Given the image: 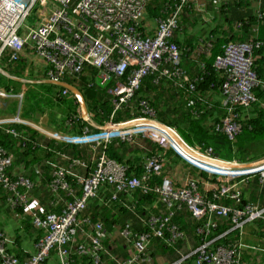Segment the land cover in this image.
I'll return each instance as SVG.
<instances>
[{
  "label": "built area",
  "instance_id": "built-area-1",
  "mask_svg": "<svg viewBox=\"0 0 264 264\" xmlns=\"http://www.w3.org/2000/svg\"><path fill=\"white\" fill-rule=\"evenodd\" d=\"M151 2L0 0V60L8 52V62L17 63L24 49L30 47L36 58L47 66L46 76L51 81L71 83V80L77 79L88 90L108 87L113 105L111 119L131 102L147 77H151L157 86L172 82L176 88H185L192 93V96H187V104L192 106L197 99L196 83L201 78L192 76L183 65V52L174 39L180 29L182 11L186 6L197 7L199 0H163L160 12L152 17L155 31L149 34L146 31L150 27L149 24L146 26V15ZM209 2L218 7L228 0ZM41 7L48 11L40 16L36 26H30L29 18ZM253 51L251 43H228L215 59V67L223 74L220 101L227 110L221 122L216 124V130L225 133L230 140H234L242 130L237 106L248 108L257 101L254 89L260 82L254 69ZM87 72L93 75L91 80L87 79ZM69 92L64 88L62 94ZM11 96H17L20 102L23 98L22 94L14 95L0 88V112L2 100ZM139 107L137 117L119 123L109 120L104 126H98L102 129L100 132H92L86 126L82 137L40 130L60 141H89L95 153L92 171L78 178L80 190H76L65 175L75 165L86 167V163L81 158L61 154L66 164L58 167L49 183L54 195L51 205H62L56 212L41 211L34 206L36 203L29 194L34 182L20 172L11 176L7 169L13 162L12 158L2 155L0 149L1 188L10 194L8 201L12 206L32 211V223L38 231L34 252L23 260L8 250L9 240L0 233V264H47L53 254L59 264H72L75 256H88L93 264H158L153 248L154 236L163 238L164 247L175 252H179V243L190 240L188 233L175 222L176 210L180 207H185L199 222L195 228V234L199 236L198 245L167 264H186L188 260L194 264H241V245L228 246L215 242L230 230L242 231L249 223H259L264 238V204L245 202L243 198V185L251 179L263 190L264 158L244 165L222 161L214 156L210 148L203 150L202 146L189 145L176 127L158 119L148 101L142 100ZM192 113L199 115L196 110ZM78 115L95 125L92 113ZM13 122L26 124L17 115L0 118V127ZM7 132L14 136L22 133L13 129H7ZM116 138L130 144L145 138L165 150L172 149L191 165L216 176L218 183L207 181L199 184L196 178L186 176L185 182L176 186L170 176L165 175L171 157L163 152L145 156L141 175L131 174L126 164L112 159L104 151ZM35 171L39 173L38 169ZM155 177H161V181L151 187L149 182ZM104 187L109 191L104 201L106 205L120 201L122 194H130L137 189L143 193L152 190L156 193V203L146 216L136 211L134 202L124 203L148 229H136L131 223L117 228L124 240L121 255H116L105 246V239L111 235L104 222L88 212L89 203L100 198ZM204 189H212L211 194ZM218 219L227 220L231 228L212 238Z\"/></svg>",
  "mask_w": 264,
  "mask_h": 264
},
{
  "label": "trees",
  "instance_id": "trees-1",
  "mask_svg": "<svg viewBox=\"0 0 264 264\" xmlns=\"http://www.w3.org/2000/svg\"><path fill=\"white\" fill-rule=\"evenodd\" d=\"M163 0H152L149 4L148 15L149 17H155L160 12V6ZM167 1V0H164ZM250 0H228L227 3L220 4L216 7L214 2H210L211 8H216V14L219 15L223 21H225L224 27L218 22L212 20V25H208L202 22L195 16L193 7L186 6L180 16V29L175 37L176 43L180 46L183 52V60L188 59L193 63V68L184 66L189 70L192 76H198L201 79L196 83L197 93L195 104L190 106L187 104V96H192L185 88H176L171 83L157 86L154 85L152 78L147 77L141 89L136 93L135 97L131 100V103L127 106L119 109L111 119L113 105L109 99V93L106 89L97 88L96 96L93 99L86 98V104L94 115L93 119L100 125L106 123L109 120L113 122L126 121L134 118V116L140 114V102L142 100L148 101V103L155 109L159 120L163 121L167 125L175 126L183 139L193 147H203V150L210 148L214 156L218 159L227 162L247 163L254 161L264 155V5L260 6L255 12H237V8H247L251 3ZM213 6V7H212ZM237 7V8H235ZM232 10L234 18L231 17L230 11ZM209 27V28H208ZM228 43H251L254 45L253 59L254 69L258 74L260 85L254 89V93L257 96V101L253 104L252 108L246 110L243 107L237 106V112L239 113V122L242 124V130L239 132L234 140H230L223 132L216 130V124L220 123L222 118L226 115L227 110L221 104L220 98L218 99L217 93L220 91V86L223 82V74L215 67V59L221 55L224 51V46ZM7 58L8 55H5ZM200 64L203 65L202 69ZM25 64L14 66L13 72L20 74L26 80L29 79L25 74ZM21 76V77H22ZM33 78V77H31ZM30 78V79H31ZM8 82L5 85H0V88L10 89V81L12 78L7 76ZM39 79V78H37ZM42 79V78H41ZM40 86L46 91H49L52 87V91L57 87L54 83L47 81H37ZM60 88V86H58ZM81 90L84 87L79 86ZM60 88L57 92L53 93L54 96L43 95L36 98V95H27L26 91L23 93V102L19 110H23L19 113L20 118H26L31 115V110H25L24 101L26 98H33L37 102L53 105L52 109H62L66 112L65 124L66 129L71 131L73 135H81L87 125V121L79 118L77 109L79 108V102L73 93L62 94ZM18 93L19 91H15ZM54 92V91H53ZM168 93L172 100L163 101V96ZM59 103L58 105L54 104ZM68 103L67 106L64 104ZM164 104H167V109ZM9 112L16 113V105H12ZM41 109H38L40 112ZM43 110V109H42ZM193 110L198 111L199 115H194ZM69 123L72 125L69 126ZM0 127V149L3 151L2 155H10L12 158V164L8 167L7 171L11 176H15L14 168L22 167L21 172H28L29 176L34 182V187L29 193L32 195L31 200L35 199L34 191H42L46 185V194L48 196L47 204L49 209L47 211L56 212L62 208V205L53 206L49 203L50 199H54L53 193L49 189V183L54 179V172L58 167L62 166L61 154L67 151L71 158H80L82 151L79 145L72 142H60L57 141L45 133L26 125L25 123L13 122L10 124H2ZM90 131H100L94 126H89ZM7 129H13L21 131V135L14 136L7 132ZM141 141V147L127 144L121 139L111 141L104 149V151L112 158L126 164L129 167L130 173L137 176L142 173V160L147 154L158 153L161 148L150 140L144 139ZM103 150V149H102ZM83 156V154H82ZM69 162V161H68ZM70 163V162H69ZM185 163V162H184ZM95 162L93 159L89 161L87 171H92ZM72 168V167H71ZM83 167L81 166V174L83 173ZM184 168L189 171L190 175L197 178L201 184L203 181L216 182V176H209L208 173L202 171L196 167H191L187 163L184 164ZM39 170L37 173L35 170ZM80 167L75 165L73 169L66 173V179L73 185V187L80 190L78 183V176H80ZM22 172V173H23ZM161 178H153L150 181V186L158 185ZM154 188V187H153ZM101 191L104 194L108 192V189L104 187ZM44 194V192H43ZM10 194L1 188L0 185V200L9 203L8 197ZM132 198L135 199V203L140 205L139 210L143 215H147L144 205H152L156 201V193L152 190L148 193H143L141 190H136L132 193ZM69 201V198H65ZM125 197H122V200ZM99 200L103 203L99 204ZM106 198L94 199L90 202L89 207L92 205H98L100 208H104L109 212L113 208H117L120 211L127 212L126 207L122 203H110L106 205L104 203ZM246 202V201H245ZM12 207H10V206ZM10 209H13L21 216H25L21 219L22 228L25 231L34 229L36 237L38 231L35 230L31 210H26L20 206H12L8 204ZM52 207H55L53 209ZM3 207L0 205V212L3 211ZM39 209H42L39 207ZM93 210H89L91 214ZM100 218V217H99ZM117 220H119L117 218ZM219 220V219H218ZM175 222L181 228H191L195 230L199 222L191 217V214L185 207H180L176 210ZM142 228L148 229L147 225H143ZM231 225L227 220H219L218 227L214 230L212 238L218 236L224 230L230 229ZM0 233L3 231L0 229ZM4 234V233H3ZM5 237H7L4 234ZM167 236V234L165 235ZM197 238L198 235L195 234ZM35 237V239H36ZM19 238V235L17 239ZM239 236L238 230H230L228 234L216 239L215 244H223L228 246H234L237 243ZM164 239L160 237H153V243L161 244L164 246ZM9 250V249H8ZM11 251V250H9ZM12 252V251H11ZM16 255V254H15ZM54 255V254H53ZM52 255V256H53ZM20 260L25 257L16 255ZM75 260L72 264H93L88 256L74 257ZM59 264V261L57 262ZM47 264H50V258L47 260ZM109 264V263H106Z\"/></svg>",
  "mask_w": 264,
  "mask_h": 264
},
{
  "label": "crops",
  "instance_id": "crops-1",
  "mask_svg": "<svg viewBox=\"0 0 264 264\" xmlns=\"http://www.w3.org/2000/svg\"><path fill=\"white\" fill-rule=\"evenodd\" d=\"M251 5H249L247 8H237V12L245 13V12H255L259 7L258 4L261 6L264 5V0H250L249 1ZM209 0H199V4L197 7H193L195 16L198 17L202 22L207 23L208 25H212V23L218 21L223 27L225 25V21H223L221 18H219V15L216 14V8H211L209 5ZM257 4V5H256ZM208 5V6H207ZM213 7V6H212ZM257 8V9H256ZM48 11L47 8H37L34 12V14L29 18L28 24L30 26H36L39 23L40 16ZM230 15L232 18H234L232 10L230 11ZM146 26L149 24V28L147 27L146 31L150 34L154 33L155 31V23L153 21L152 17H149V15H146ZM216 19V20H215ZM212 20H215L212 22ZM226 26V25H225ZM146 28V27H145ZM209 28V27H208ZM24 33V32H23ZM20 64H25V74L29 79L23 78V76H19L20 74L14 73L12 70L14 66H18ZM183 64L187 67L193 68V63L188 59L183 60ZM38 68V69H37ZM0 71L5 74L6 76H9L12 78V82H10V89L8 91L11 94L14 95H23V93L26 90V83L27 82H37L39 79L40 81H46V67L42 63L41 60L37 59L30 47H26L24 51L22 52L20 61L13 65L8 62V58L4 57L0 60ZM37 74H40L39 79L32 80L31 77H37ZM42 78V79H41ZM93 78V75L89 73L87 79L91 80ZM76 85H81V80H78L75 82ZM56 85V84H55ZM57 87L52 91L46 93L45 95L51 97L54 96L53 93L57 92L60 88ZM15 91H19L16 93ZM95 90H89L86 91V96L89 99H93L96 96ZM51 95V96H50ZM218 99L220 96V91L217 93ZM54 104L58 105L59 103ZM12 105H16L17 111L16 113L9 112L10 107ZM20 107V100L17 96H11L4 98L2 100V109L0 112V118H10L15 116H20L19 113H21L23 110H19ZM79 108L77 109V111ZM44 118L45 124L48 126L46 127L47 130L55 132H63L67 136H71V131L67 130L66 124H65V118H66V112L62 111V109H52L50 112L45 110L43 107V110H40V112H33L29 117L21 118L23 121L26 122V125H30L33 127V125H37L44 122L42 119ZM142 141V139H140ZM89 150H92L91 147ZM89 150L85 147H81V151L83 154V158H86L89 161L93 162L94 157L89 154ZM171 157L170 163L166 168V173L171 176L173 179L175 185L181 186L185 180L186 176H189L190 173L184 168V162L179 159L178 157L174 155H169ZM62 161V160H61ZM22 167L14 168L15 175L21 172ZM23 172V171H22ZM24 174H27L28 172L24 171ZM253 181L254 179H251L248 184L243 185L244 186V196L248 201H258L264 204V188L263 190L255 184ZM255 184V186L253 185ZM41 187H44L42 191L36 192L34 191V195L36 196L35 199H38L37 196H40L38 201H35V207H41V211H44L45 209H49V205L47 204L48 196L46 194V185H43ZM257 188V193L253 192V189ZM44 192V194H43ZM256 194V195H254ZM255 196V198H253ZM107 196H101V198H106ZM31 198L32 197L31 195ZM99 204H102L103 201L99 200ZM50 203V201H49ZM9 204V203H8ZM8 204L5 201L0 200V205L4 208L3 211L0 212V229L3 231V233L7 236L9 239V245L8 249L12 251V253L18 255L19 257H25L27 258L34 252V242H35V231L34 229L25 231L22 228L21 219L25 216L19 215L17 212H15L13 209H10L8 207ZM10 206V205H9ZM11 207V206H10ZM12 208V207H11ZM56 210L55 207H52ZM113 208L109 212H117V210H114ZM91 214L94 216L95 212L92 211ZM102 211L100 215H102ZM127 214V213H126ZM125 214V215H126ZM124 215V216H125ZM103 221L104 219L100 217ZM123 221L125 223L126 218L123 217ZM106 227L108 228V231L111 235V237L105 239V245L107 247L114 248L116 246V236L113 238V235L117 228L122 226L123 224H119V222L116 219V224H110L109 220H105ZM137 228H141V224L136 226ZM183 229V228H182ZM184 230L188 233L190 240L188 242H181L178 245L179 252H175L174 250H171L169 248H166L162 246L161 244L153 243L154 248V254L157 257L158 264H167L170 263L180 257V255L186 254L190 248L195 247L198 245V238L195 236V230L192 231L191 228H184ZM19 235V238L17 239ZM238 240L235 245H241V253H242V262L241 264H264V238L262 237V233L260 231V224L259 223H249L245 225L242 231H239L238 233ZM120 244V243H119ZM24 258V259H25ZM58 259L55 255H53L50 258V264H58ZM186 264H194L192 260H188Z\"/></svg>",
  "mask_w": 264,
  "mask_h": 264
},
{
  "label": "rangeland",
  "instance_id": "rangeland-1",
  "mask_svg": "<svg viewBox=\"0 0 264 264\" xmlns=\"http://www.w3.org/2000/svg\"><path fill=\"white\" fill-rule=\"evenodd\" d=\"M39 77H40V74H37V77H33L31 79L32 80H36ZM7 82H8L7 76L0 71V85H5ZM26 85L27 86L25 88L27 90L26 91L27 95L28 96L31 95V94L32 95H36V98L45 95L46 93L50 92L54 88V87H52L49 91H46L44 88H42L40 86V83H37V82H27ZM171 100H172V97L168 93H165L164 96H163V101H169L170 102ZM67 104L68 103H65L64 105L67 106ZM20 106H21V104H20ZM164 106H166V108H167V104H164ZM24 107H25V110H31V113L38 112V109L42 110L43 107L45 108V110L50 112L52 110V108H53V105H51V104H47L46 105V104H44L42 102H37L36 103L35 99L26 98L25 101H24ZM42 119L44 120V122L41 123V125L40 124L33 125V128H35V129H37L39 131L40 130H47L46 127H48V126L45 124L46 120L44 118H42ZM47 131H49V130H47ZM143 142H145V140H143ZM77 145H79V147H85L88 150L91 147L90 146L91 143L89 141H81V142H78ZM89 154H90V150H89ZM90 155L93 156V153L90 154ZM81 159L86 163V165H88V163H87L88 160L86 158H83L82 154H81ZM87 168H88V166L85 167L86 171H87ZM255 184L253 183L254 186H255ZM253 192L257 193V188L254 187ZM254 195H256V194H254ZM253 198H255V196H253ZM88 210H93L95 212V215L93 216V218L101 219L99 217H102L104 219V221L105 220H109L110 224H116L115 222H116L117 218L119 219L118 221L121 222L119 224H122V222H124L123 221V217L126 218V221H125L126 223H131L135 227L138 226L140 224V222H141L138 218H136L133 210H129V212L127 213V212H124L123 210L120 211L119 209L115 208L114 210H117V212H108L104 208V206L102 208H100L96 204L92 205L91 207H89ZM101 211L103 213L102 215H100ZM104 224L106 225V222H104ZM112 235L116 236L115 240L117 241L116 242V246L114 248H112V251H114V253L116 255H121L122 249H123L124 240H123V238L121 237V235L117 231L114 234H112Z\"/></svg>",
  "mask_w": 264,
  "mask_h": 264
},
{
  "label": "clouds",
  "instance_id": "clouds-1",
  "mask_svg": "<svg viewBox=\"0 0 264 264\" xmlns=\"http://www.w3.org/2000/svg\"><path fill=\"white\" fill-rule=\"evenodd\" d=\"M210 3V2H209ZM161 4V3H160ZM209 5V4H208ZM257 5V4H256ZM261 5L260 4H258V6L257 7H260ZM149 14V13H148ZM6 55H8L9 56V54H8V52L6 53ZM5 57V56H4ZM3 57V58H4ZM2 58V59H3ZM8 58V57H7ZM18 63V62H17ZM17 63H10V64H13V65H15V64H17ZM45 66V65H44ZM46 67V70H47V66H45ZM89 73L90 72H87V75H89ZM46 74V73H45ZM46 81L47 82H50L51 80L46 76ZM45 81V80H44ZM76 81H78L77 79H75L74 81L73 80H71L70 82L72 83H69V84H71V85H73V86H75V87H77L83 94H84V97H85V99L87 98V96H86V91H88V89H85V87H84V90H81L77 85H76ZM51 83H54V84H56V85H58L57 83H59V82H53V81H51ZM65 83H67V82H65ZM60 86V85H59ZM82 87V86H81ZM60 88L62 89V91H63V89L65 88V87H63V86H60ZM97 88H99V87H95V88H93V89H90V90H97ZM100 88H102V89H106V88H104V87H100ZM68 89V88H67ZM6 91H8L7 89H5ZM61 91V92H62ZM69 91H70V93H73L70 89H69ZM107 91H108V87H107ZM9 92V91H8ZM257 97V96H256ZM109 99H110V101H111V98H110V96H109ZM87 100V99H86ZM22 102H23V98H22V101L20 102L21 104H22ZM131 103V102H130ZM129 103V104H130ZM252 106L253 105H251L250 107H248V108H245L246 110H249V109H251L252 108ZM88 108V107H87ZM79 113H81V115H82V112H81V107H80V104H79V110H78V113L77 114H79ZM89 113H92L91 111H89V109H88V114ZM93 114V113H92ZM94 115V114H93ZM84 116V115H83ZM138 115H136V116H134V118L135 117H137ZM133 119V118H132ZM159 119V118H158ZM128 120H130V119H128ZM86 121V120H85ZM93 121L95 122V125H92V124H90L88 121V123H87V125L86 126H94V127H96L97 129H99V127L98 126H104L106 123H104V124H102V125H100V124H98L94 119H93ZM127 121V120H126ZM121 122H123V121H121ZM163 122V121H162ZM114 123H119V122H114ZM72 124L71 123H69V126H71ZM175 127V126H174ZM100 131L102 130V129H99ZM178 130V129H177ZM84 131V130H83ZM100 131H98V132H100ZM42 132V131H41ZM55 132H59V131H55ZM60 133H63V132H60ZM64 134V133H63ZM47 135V134H46ZM181 135V134H180ZM48 136V135H47ZM67 136V135H66ZM82 137L83 136V132H82V134L81 135H71V137ZM50 137V136H49ZM182 137V136H181ZM52 138V137H51ZM183 138V137H182ZM54 139V138H53ZM116 139H118V138H116ZM116 139H113V140H116ZM140 139H142V140H144L145 138H139V140H138V142L136 143V144H130V145H135V147L136 146H139V147H141V140ZM55 140H57V139H55ZM146 140H148V139H146ZM57 141H60V140H57ZM123 141V140H122ZM151 141V140H150ZM60 142H67V141H60ZM125 142V141H124ZM153 142V141H152ZM73 143V142H72ZM127 143V142H126ZM75 144H77V143H75ZM128 144V143H127ZM158 145V144H157ZM91 146V145H90ZM159 146V145H158ZM160 147V146H159ZM161 148V147H160ZM92 149V148H91ZM161 150L162 151H160V152H158V153H165L167 156H169V155H174V156H176V157H178L179 159H181L183 162H185V163H187L189 166H191V167H195V166H193V165H191L189 162H187L186 160H184L182 157H180L179 155H177L172 149H168V150H165V149H163V148H161ZM65 153H67V151H64ZM93 153V157H94V160H95V153H94V151H92V150H90V154H92ZM68 154V153H67ZM153 154H155V153H153ZM70 155V154H69ZM147 155H152V154H147ZM147 155H145V156H147ZM144 156V157H145ZM143 157V158H144ZM81 158V157H80ZM264 158V155L263 156H261L260 158H258V159H256V160H254V161H250V162H247V163H239V164H242V165H244V164H250V163H252V162H256V161H258V160H260V159H263ZM61 160H62V163H63V165H65L66 164V162L61 158ZM143 161V160H142ZM223 161V160H222ZM120 162V161H119ZM227 162V161H226ZM234 162H236V161H234ZM88 163V165H89V162H87ZM238 163V162H237ZM87 165V166H88ZM84 168V169H83ZM82 169H83V173L81 174V167H80V169H79V171H80V176H78V177H84L87 173H88V171H86V169H85V167H83ZM197 168V167H196ZM199 169V168H198ZM201 170V169H200ZM202 171H204V170H202ZM206 172V171H205ZM20 173H22V172H20ZM207 173V172H206ZM24 174V173H23ZM131 174H133V173H131ZM26 175V174H25ZM141 174H139V176H140ZM165 175L166 176H169L167 173H166V169H165ZM189 176H191V175H189ZM210 176V175H209ZM155 178H161V177H155ZM170 178H171V176H170ZM153 179V178H152ZM172 179V178H171ZM197 179V178H196ZM173 180V179H172ZM198 180V179H197ZM151 181V180H150ZM161 181V180H160ZM174 182V181H173ZM205 182H207V181H203L202 182V184H204ZM208 182H211V183H216V182H212V181H210V180H208ZM218 183V182H217ZM149 184H150V182H149ZM200 184V183H199ZM258 185V184H257ZM176 186H179V185H176ZM137 190H140V189H137ZM212 190V189H211ZM211 190H205L204 189V191H206V192H208V193H210L211 194ZM136 191V190H135ZM134 191H132L130 194H122L121 195V197H120V201H116V202H114V203H122L123 205H124V203H132V202H134L135 203V199H133L132 198V193H133ZM108 193H109V191L106 193V194H104L103 193V191H101V196H107L106 197V199L108 198ZM31 196V195H30ZM100 196V197H101ZM122 197H125V199H123L122 200ZM243 198H244V200L247 202L248 200L245 198V196H243ZM53 199H50V201H52ZM156 200H157V197H156ZM105 201V200H104ZM156 203V201L152 204V205H154ZM90 204V203H89ZM136 204V203H135ZM140 205H141V203L139 204V205H137L136 204V206H137V208H136V211H138L140 214H142L141 212H140V210H139V207H140ZM152 205H148V204H146V205H144L143 206V208H146V211H148V210H152L153 209V207H152ZM88 208H89V206H88ZM126 209H127V213L129 212V209L126 207ZM45 211H46V209H45ZM48 211H50V210H48ZM88 212H89V210H88ZM92 215V214H91ZM143 215V214H142ZM144 216V215H143ZM146 216V215H145ZM92 217H93V215H92ZM102 220V219H101ZM103 221V220H102ZM104 222V221H103ZM126 223V222H125ZM124 222H122V224L124 225L125 224ZM141 224V223H140ZM122 225V226H123ZM122 226H120V227H122ZM141 226H143V225H141ZM105 227H106V225H105ZM135 227V226H134ZM136 229H142V230H144L142 227L141 228H137V227H135ZM106 229H107V231H108V228L106 227ZM228 230V229H227ZM225 231V230H224ZM261 231V230H260ZM108 233H109V231H108ZM238 233H239V231H238ZM262 233V232H261ZM263 235V234H262ZM107 238H109V237H107ZM106 238V239H107ZM9 240V239H8ZM104 244H105V241H104ZM9 245V244H8ZM106 246V245H105ZM8 248V247H7ZM109 248H111V247H109ZM112 249V248H111ZM11 252V251H10ZM109 264H111V263H109Z\"/></svg>",
  "mask_w": 264,
  "mask_h": 264
},
{
  "label": "water",
  "instance_id": "water-1",
  "mask_svg": "<svg viewBox=\"0 0 264 264\" xmlns=\"http://www.w3.org/2000/svg\"><path fill=\"white\" fill-rule=\"evenodd\" d=\"M57 84L65 87V88H68L73 92V94L76 96V98L80 104L82 115L87 116L88 108H87L86 99L84 97V94L77 87H75L69 83L59 82Z\"/></svg>",
  "mask_w": 264,
  "mask_h": 264
},
{
  "label": "bare ground",
  "instance_id": "bare-ground-1",
  "mask_svg": "<svg viewBox=\"0 0 264 264\" xmlns=\"http://www.w3.org/2000/svg\"><path fill=\"white\" fill-rule=\"evenodd\" d=\"M225 166L228 168V166H229V165H228V164H226Z\"/></svg>",
  "mask_w": 264,
  "mask_h": 264
}]
</instances>
